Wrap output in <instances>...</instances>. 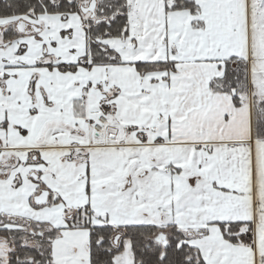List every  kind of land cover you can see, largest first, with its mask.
<instances>
[{
	"label": "snow or ice",
	"instance_id": "6c2138e0",
	"mask_svg": "<svg viewBox=\"0 0 264 264\" xmlns=\"http://www.w3.org/2000/svg\"><path fill=\"white\" fill-rule=\"evenodd\" d=\"M0 264H264V0H0Z\"/></svg>",
	"mask_w": 264,
	"mask_h": 264
}]
</instances>
